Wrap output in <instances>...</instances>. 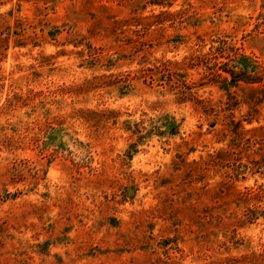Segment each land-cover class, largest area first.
Returning <instances> with one entry per match:
<instances>
[{
    "label": "rangeland",
    "instance_id": "obj_1",
    "mask_svg": "<svg viewBox=\"0 0 264 264\" xmlns=\"http://www.w3.org/2000/svg\"><path fill=\"white\" fill-rule=\"evenodd\" d=\"M0 264H264V0H0Z\"/></svg>",
    "mask_w": 264,
    "mask_h": 264
},
{
    "label": "trees",
    "instance_id": "obj_2",
    "mask_svg": "<svg viewBox=\"0 0 264 264\" xmlns=\"http://www.w3.org/2000/svg\"><path fill=\"white\" fill-rule=\"evenodd\" d=\"M234 76H235V74H234Z\"/></svg>",
    "mask_w": 264,
    "mask_h": 264
}]
</instances>
